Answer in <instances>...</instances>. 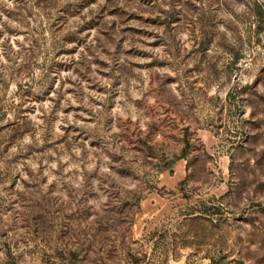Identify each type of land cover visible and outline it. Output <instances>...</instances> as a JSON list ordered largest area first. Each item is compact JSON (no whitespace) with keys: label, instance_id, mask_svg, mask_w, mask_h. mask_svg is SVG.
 <instances>
[{"label":"rangeland","instance_id":"obj_1","mask_svg":"<svg viewBox=\"0 0 264 264\" xmlns=\"http://www.w3.org/2000/svg\"><path fill=\"white\" fill-rule=\"evenodd\" d=\"M0 264H264V0H0Z\"/></svg>","mask_w":264,"mask_h":264}]
</instances>
